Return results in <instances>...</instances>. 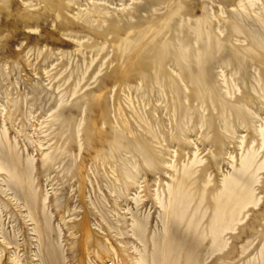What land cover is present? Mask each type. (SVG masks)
<instances>
[{"label": "rangeland", "instance_id": "obj_1", "mask_svg": "<svg viewBox=\"0 0 264 264\" xmlns=\"http://www.w3.org/2000/svg\"><path fill=\"white\" fill-rule=\"evenodd\" d=\"M235 5L236 0H0V143L12 145L22 164L33 159L36 209L43 224V209L50 214L51 237L59 236L65 264H130L126 247L130 257L142 254L152 264L160 208L155 198L166 197L169 174L183 167L196 180L164 264L177 254L178 264H186L197 242L193 255L200 264H246L259 257L264 165L254 185L259 199L243 211L236 230L225 233L226 247L213 252L208 233L211 194L224 175L233 164L239 167L250 146L258 150L257 161L264 160L255 132L264 122V4L241 17L232 11ZM197 20L204 30L195 43ZM179 48L187 61L178 63ZM202 68L210 100L198 99L189 80ZM7 175L0 171L2 186ZM2 189L0 264H38L22 201ZM133 211L139 218L149 213L144 242L131 236ZM83 218L93 235L78 248ZM2 232L15 234L17 244L5 246Z\"/></svg>", "mask_w": 264, "mask_h": 264}, {"label": "bare ground", "instance_id": "obj_2", "mask_svg": "<svg viewBox=\"0 0 264 264\" xmlns=\"http://www.w3.org/2000/svg\"><path fill=\"white\" fill-rule=\"evenodd\" d=\"M262 4H264V0H236V5H235L236 7H234L232 11L234 12L235 15H237L238 17H241V14L243 16L245 14L246 15L249 14L251 11L255 12L254 7L256 5L261 6ZM100 13H101L100 9H97L95 11V14L97 15H99ZM259 19H261V17H259ZM203 30L204 29L202 27L200 20H197L195 24V31H196L195 35L196 36L194 35L195 43L198 42L199 35L203 33ZM204 33H206L205 36H207L208 32H204ZM204 40H206V38ZM207 41H209V34L207 36ZM207 43L208 42H206V44ZM262 47L264 48V45H262ZM182 48L184 51V47H181V49ZM181 49L179 50L180 51L179 53H177L178 51L177 49L176 54H175V56L176 55L178 56L177 57L178 63L180 61L183 62L184 60H186V57H187V55L185 57L184 52ZM199 49L200 48H198V50ZM185 63L187 66L190 64V63L188 64L187 62ZM182 64L183 63H181V66ZM178 68L180 69L179 66ZM204 70L205 69L202 68L198 70L199 71L198 74L194 75V72H193L194 76L193 75L191 76L188 75V76H190L189 78L190 82L194 84L196 87V97L202 100L204 97H206L208 98V100H210L212 98L211 97L212 94L210 95V89L208 87L209 85L206 81H204V79L202 80V78H200L201 76H203V73H205ZM145 79H147V77ZM180 79H181V76H180ZM155 80L153 79L154 82ZM157 80L159 81L161 79L157 77ZM145 81H148V80H145ZM187 83L189 82L187 81ZM208 93L210 96L208 95ZM187 110H188V107H187ZM224 120H226V118H224ZM132 132L133 131H130L131 134ZM255 132L260 139L259 141L261 142V146L264 145V122L263 124L256 127ZM133 141H137L139 144H141L136 139ZM138 143H137V146H138ZM14 150L15 149L12 145L9 146V145H4L0 143V171L8 174L7 175L8 177L6 179H3V182H4L3 186L0 183L1 184L0 189H2L3 187L2 189L3 191L4 190L11 191L12 198L22 201L21 205H19L20 208H24V211H25L23 215L21 214L22 219L25 221L27 220L30 221V224H32L31 230L34 233V236L37 241V251L35 255L39 259L38 264H65V255L61 247L62 245L58 241L59 236L57 240H54L51 237V229L49 225L50 214H48L43 209L42 215L44 218L43 220H45V224H43L40 219V216L38 215L37 209H36L35 191H32L30 188V185L32 184L30 176L34 169L33 159L27 158V160L25 159L26 160L25 164H22L17 153ZM143 150H146L145 147ZM257 152L258 150L253 148V146L252 147L250 146V148H247L246 150H244V152L240 156L239 167L234 166V164L232 163L233 170L224 175L223 179L221 180L220 187H218V189L216 188L217 190L216 193L211 194L212 199L214 200V207H212V215H211V219L208 225L209 226L208 233L210 237V240H209L210 245H211V248L213 249L212 250L213 252H216V251L218 252L222 250L224 247H226L227 241L225 238V233L234 232L236 230V226L241 221V215L243 211L251 205H256L259 199L255 197L254 185L258 181L257 179L258 175L256 176V173L263 168L264 160H262L261 162L257 161L258 159ZM172 166H169V168H172ZM193 174H194V171H192L188 167H183V169L181 171L179 170L178 172L173 169L172 173L169 174L171 176V182L167 183L166 197H162V195L161 196L157 195L155 198L156 199L155 201L157 202L156 204H158V207L160 208L156 216L157 217L156 222H158L159 225L157 227V230L154 231L153 236L151 238V241L153 243V248L155 249L150 255L152 264H164L169 258L168 256L169 253L167 252L168 251L172 252L174 249L173 244L176 243L177 241L175 240L176 232L180 226L182 219L187 214V211L190 209L189 206L191 202L189 201L192 199L191 184H193L196 180V179L195 180L192 179ZM24 186H26V188H24ZM134 199H135V203H138V201L141 200L138 196ZM45 200H46V197L44 198L43 202H45ZM201 202L199 201V203L195 206L194 210L199 209V205ZM147 215H149V213H147L146 216H144L143 218L141 217L139 218L136 215V212L134 211L131 212L132 223H130L131 224L130 233H131V236L135 237V239H137L140 242L145 241L144 234L147 233L145 231H146V227H148L147 226V221H148ZM187 221L189 224L191 222V218H188ZM78 226H79V231L82 234V239L78 241L77 247L81 248L83 247L84 241L88 240V238H92L93 234L89 226L87 225L86 219L83 218V221L80 222ZM118 230L120 231V228H118ZM122 233H128V232H120V235H122ZM1 234H2L1 235L2 242L4 243L5 246L9 244H14V245L17 244L16 239H15L16 237L14 236L15 234L11 237L8 236L4 232H2ZM199 243L200 242H197L196 245H194V247H197V244ZM194 247L192 246L190 248L188 255L186 256V264H200L197 260L196 255H193ZM246 248L247 247H244V246L242 247L243 253L245 252ZM111 249L112 248L110 247V250ZM111 251L113 253V256L117 258V261H118L120 258L118 259V254L116 253V251L114 249ZM123 252L127 254L126 255L128 257L127 260L130 262V264H136V263L149 264L147 262L146 257L143 256L142 254L139 257H130L127 252V247L126 249H123ZM213 252H211V254ZM229 255H230V251H228L223 256L228 258ZM258 256L259 257H257L256 259L254 258L252 260L251 259L247 260L246 264H264V236L260 241V247L258 249ZM171 260H172L171 264H178L179 254H177L176 256L172 255ZM14 262L15 260H12L10 264H14ZM224 263L231 264V262L229 261L224 262Z\"/></svg>", "mask_w": 264, "mask_h": 264}]
</instances>
